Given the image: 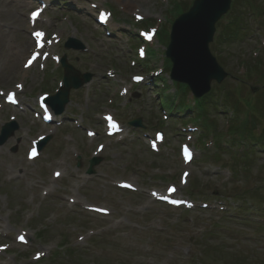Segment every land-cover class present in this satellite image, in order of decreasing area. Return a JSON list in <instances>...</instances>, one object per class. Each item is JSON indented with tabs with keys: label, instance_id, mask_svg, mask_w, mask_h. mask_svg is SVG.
Returning a JSON list of instances; mask_svg holds the SVG:
<instances>
[{
	"label": "rangeland",
	"instance_id": "obj_1",
	"mask_svg": "<svg viewBox=\"0 0 264 264\" xmlns=\"http://www.w3.org/2000/svg\"><path fill=\"white\" fill-rule=\"evenodd\" d=\"M27 1L0 0V94L14 93L22 103L11 107L0 95V133L12 121L19 127L0 147V264H264V151L255 146L257 152L237 157L242 149L229 145L202 162L199 132L187 127L193 113L162 110L163 92L152 83L158 74L171 83L164 58L169 24L193 0H134L128 8L125 0H49L40 25L46 48L28 70L35 47ZM234 11L242 23L225 29L211 50L229 77L212 84L198 124L224 143L233 135L230 121L231 131L252 133L264 146V0H237ZM101 12L113 14L112 26L96 23ZM142 28L153 35L144 59ZM157 28L167 31L161 41ZM70 38L84 51L65 50ZM64 56L92 83L72 91L64 114L48 126L37 101L61 86ZM135 76L145 81L136 84ZM104 115L114 119L105 122ZM135 120L144 128L130 127ZM113 121L124 129L120 137L107 135ZM46 136L52 140L31 160L28 150ZM183 147L196 154L191 165L182 161ZM93 158L100 164L88 176ZM175 190L197 206L172 208L152 196Z\"/></svg>",
	"mask_w": 264,
	"mask_h": 264
},
{
	"label": "water",
	"instance_id": "obj_2",
	"mask_svg": "<svg viewBox=\"0 0 264 264\" xmlns=\"http://www.w3.org/2000/svg\"><path fill=\"white\" fill-rule=\"evenodd\" d=\"M232 0H195L191 10L182 15L173 27L171 44L167 50V57L173 64L172 78L178 83L187 85L197 98H202L211 90V84H221L227 73L218 64L210 52L216 24L225 16L231 7ZM65 68L64 88L60 93L47 102L57 114L64 112L69 103L72 89L78 90L91 81V76L80 78L79 72L68 66L63 60ZM141 127V121L133 123ZM17 126L7 127L0 137V146L13 136ZM47 144L43 143L42 148ZM100 161H92L89 174Z\"/></svg>",
	"mask_w": 264,
	"mask_h": 264
},
{
	"label": "trees",
	"instance_id": "obj_3",
	"mask_svg": "<svg viewBox=\"0 0 264 264\" xmlns=\"http://www.w3.org/2000/svg\"><path fill=\"white\" fill-rule=\"evenodd\" d=\"M236 1H237V0L234 1V5H233V8H232V12H231V14H230L231 17H229V19L232 20V21H231L232 23L235 22V23H239V24H240V23H242V22H241V19H239V16H238V15H236V19H237V16H238V19H239V20H236L235 18H234V20H233V13H235L234 8H235V3H236ZM220 27H221V25H220ZM178 87H179V91H181V94L184 95V94L186 93V88H185V86H181V85H180V86H178ZM202 101H204V100H202ZM203 103H204V102H203ZM181 104H182V105H181L180 108H183V107H182V106L184 105L183 100H182ZM205 105H207V104H203V105L200 104V105H198L197 108H195V109H196V112H197V113H196L197 117H199V116L204 117V116H203V113H204V111H203V106H205ZM206 109H207V108H205L204 110H206ZM245 125H246V124H245ZM245 125H244V126H245ZM249 135L252 136V133H249ZM249 135H248V136H249ZM252 139H255V140H256V138L253 137V136H252Z\"/></svg>",
	"mask_w": 264,
	"mask_h": 264
},
{
	"label": "bare ground",
	"instance_id": "obj_4",
	"mask_svg": "<svg viewBox=\"0 0 264 264\" xmlns=\"http://www.w3.org/2000/svg\"><path fill=\"white\" fill-rule=\"evenodd\" d=\"M133 1L134 0H125V5H126V8H128L131 4H133ZM82 13L84 14V11H82ZM85 15V14H84ZM86 16V15H85Z\"/></svg>",
	"mask_w": 264,
	"mask_h": 264
},
{
	"label": "snow or ice",
	"instance_id": "obj_5",
	"mask_svg": "<svg viewBox=\"0 0 264 264\" xmlns=\"http://www.w3.org/2000/svg\"><path fill=\"white\" fill-rule=\"evenodd\" d=\"M33 15L34 16H36V15H39V13L38 12H36V13H33ZM43 35V33H37V36H42ZM151 37L149 36V39H150ZM139 79V78H138ZM21 239H23V237H21Z\"/></svg>",
	"mask_w": 264,
	"mask_h": 264
}]
</instances>
